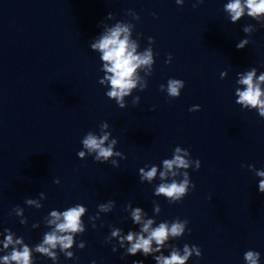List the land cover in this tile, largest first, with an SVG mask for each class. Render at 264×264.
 I'll use <instances>...</instances> for the list:
<instances>
[{"label":"water","instance_id":"obj_1","mask_svg":"<svg viewBox=\"0 0 264 264\" xmlns=\"http://www.w3.org/2000/svg\"><path fill=\"white\" fill-rule=\"evenodd\" d=\"M226 2L204 0L193 8L196 0H184L182 6L175 0H0V230L9 228L35 245L47 231L42 221L49 211L80 203L88 209L86 230L75 240L85 247L74 245L76 259L61 254L59 264H155L141 254L121 259L122 249L112 251L116 241L105 243L109 226L137 230L126 219V204L153 218L155 200L161 207L157 223L188 220L190 233L170 242L181 249L185 243L200 247L202 256L187 264H244L249 249L258 251L264 264V193L247 167L264 169V119L234 102L236 73L252 66L258 74L264 71V28L247 16L230 23L223 12ZM129 9L138 21L126 15ZM110 12L135 25L140 51L148 37L155 41L147 88L127 97L124 109L105 96L98 83L103 76L98 54L89 49ZM249 23L256 31L245 48L237 49ZM169 53L171 63L165 64ZM169 78L185 81L176 99L160 91ZM133 96L140 97L136 106ZM193 105L200 110L189 112ZM105 121L117 140L115 150L126 157L116 158L119 167L76 155L82 137L99 133ZM176 146L201 166L187 170L195 188L170 205L153 196L159 179L140 183L138 170L159 166ZM41 192L46 198L40 209L24 203ZM109 199L115 201L112 212L101 213L93 228L89 216ZM17 205L24 209L26 225L12 212ZM36 264L52 261L37 255Z\"/></svg>","mask_w":264,"mask_h":264},{"label":"clouds","instance_id":"obj_2","mask_svg":"<svg viewBox=\"0 0 264 264\" xmlns=\"http://www.w3.org/2000/svg\"><path fill=\"white\" fill-rule=\"evenodd\" d=\"M204 0H196L193 8ZM178 6L184 4V0H175ZM223 12L229 18L230 23H237L244 16L255 21L261 28H264V0H227L223 6ZM126 15L131 16L132 20L138 21L140 17L131 9L127 10ZM105 21H115L109 25ZM98 27L102 31L89 42V49L98 54L101 67L99 71L103 73L98 83L106 88L105 96L109 100L115 101V104L124 109L127 106L126 98L131 96L134 91H144L147 88V77L152 74L155 63V54L152 44L155 42L153 37H148V45L140 51V33H136L133 38L135 25L130 21L116 20L113 13H108ZM245 38L239 40L236 44L237 49H243L249 44L252 33L256 31V25L247 24L242 28ZM171 54H167L165 64H170ZM143 73V75H141ZM226 71L220 73V78L224 79ZM185 86V81L181 79L169 78L166 86L161 84L160 91L166 92L167 97L176 99L180 96L181 89ZM235 104L242 110H255L261 119H264V71L257 72V68L252 66L242 72L236 73L234 88ZM140 97H132V105L139 103ZM200 110L199 105H193L188 109L189 112ZM108 123L101 122L99 133L94 131L87 132L81 139V150L76 155L83 160L92 157L94 162L111 163L113 167H119L117 157L121 160L126 159L123 153L115 150L117 140L111 138V132L108 131ZM200 160H192L187 149L176 146L173 149L171 158H165L157 165H145L138 170L139 182L152 184L155 179L159 183L154 186L153 196L163 197L168 204H178L189 191L195 188L190 179V167L193 171L200 168ZM244 165H242L243 167ZM249 171H252L258 178V191L264 193V169H256L254 165H247ZM53 183L59 184L55 179ZM45 194L39 193L37 199L27 198L24 203L27 206L40 209L41 201ZM153 204V218H149L147 212L141 207H133L131 203L124 206V211L128 213L126 219H130L137 230L129 229L126 233L120 227L109 226L110 234L105 238V243L116 244L112 246V251L116 252L122 249L121 259L126 256H135L141 254L144 257L151 256L155 264H187L193 256L198 259L202 256L199 246H189L185 243L181 248L171 241L181 238L185 231L189 233L188 220L175 218L171 221L164 220L157 223L154 217L159 215L161 207L155 200ZM115 201L112 199L97 205V213L89 216V222L95 228L94 221L100 219L101 213L112 212ZM88 209L76 203L64 210L53 209L43 217V224L47 228L42 234V238L35 245L30 246L24 242L23 237H18L15 232L9 228L0 230V264H36V256H43L52 261V264H59L60 255L65 259H76L72 251L75 245L79 249L85 247V242L78 244L76 236L85 232L83 217ZM15 216L20 218L21 225L27 224V218L24 217V209L19 205L12 209ZM9 213V215L12 214ZM40 222L33 223L32 228L36 229ZM103 226V225H101ZM168 250L165 255L164 250ZM244 264H260V253L249 249L243 254ZM95 264V261L92 262ZM132 264H144L143 260H133Z\"/></svg>","mask_w":264,"mask_h":264}]
</instances>
